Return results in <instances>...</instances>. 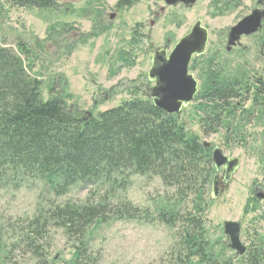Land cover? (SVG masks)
<instances>
[{"label": "rangeland", "instance_id": "obj_1", "mask_svg": "<svg viewBox=\"0 0 264 264\" xmlns=\"http://www.w3.org/2000/svg\"><path fill=\"white\" fill-rule=\"evenodd\" d=\"M133 1L129 8H117L118 0H58L57 7L37 8L0 0V45L18 55L27 75L39 81L42 100L59 98L68 111L81 116L133 97L145 98V88L152 85L146 74L153 51L161 47L170 51L199 17L208 30L207 46L189 64L198 89L209 64L249 84L264 77L259 54L262 29L254 36H242L226 50L230 27L264 0H198L188 8L165 6L162 0ZM113 12L116 16L110 20ZM252 94L209 134L201 126L199 101L193 100L179 113L201 142L239 159L230 183L214 200L208 199L211 165L200 201L208 204H203L201 213L195 211L194 190L179 193L158 176L135 174L125 189L107 196L114 205L129 202L131 212L137 210L134 216L126 214L121 204L110 205L105 220L91 223L82 236L50 221L33 243L38 247L33 252L22 241L29 220L47 215L54 205L95 203L106 193L78 183L56 195L42 179L27 178L16 187L17 181L9 182L0 187V264H72L76 249L83 253L78 264H175L185 254L183 216L188 213L201 218L217 264H246V255L237 257L226 246L222 224L241 223V242L249 246L258 236L264 251V199L253 194L254 187L255 193H264V116L253 106ZM171 209L179 213L174 224L160 221L159 212Z\"/></svg>", "mask_w": 264, "mask_h": 264}, {"label": "trees", "instance_id": "obj_2", "mask_svg": "<svg viewBox=\"0 0 264 264\" xmlns=\"http://www.w3.org/2000/svg\"><path fill=\"white\" fill-rule=\"evenodd\" d=\"M4 1L20 7L59 5L58 0ZM134 3L118 0L117 8H129ZM262 43L264 51V40ZM250 92L253 106L264 116V77H255L249 84L209 64L194 98L199 101L204 132H213L223 118L234 115ZM210 150L201 146L199 137L179 114L168 115L158 109L146 93L145 98L133 97L83 116L68 111L59 98L42 100L39 81L27 75L18 55L0 45V187L15 181L14 186H20L22 180L35 178L49 184L56 195L67 193L78 183L106 193L95 203L75 205L67 201L54 205L47 215L29 220L22 241L33 252L38 248L33 243L50 221L80 236L94 221H104L106 207L114 205L107 196L125 189L135 174L158 176L179 193L194 190L198 195L195 211L201 213V197L213 171ZM118 204L123 205L126 214H136V209L131 212L129 202L121 200L114 206ZM178 214L173 209L161 210L158 218L173 225ZM183 219L187 227L185 254L175 264H217L218 255L205 237L201 218L188 213ZM256 241L243 254L246 264L264 263V251ZM76 250L72 264L83 258L82 249Z\"/></svg>", "mask_w": 264, "mask_h": 264}, {"label": "water", "instance_id": "obj_3", "mask_svg": "<svg viewBox=\"0 0 264 264\" xmlns=\"http://www.w3.org/2000/svg\"><path fill=\"white\" fill-rule=\"evenodd\" d=\"M165 6L183 5L188 8L195 5L198 0H162ZM116 12L109 14L113 20ZM264 20V2L262 9H253L248 15L230 27L227 33L226 50L235 46L242 36H250L262 29ZM208 41V30L202 25L199 17L190 30L182 36L169 51L167 47L157 48L153 51L151 65L146 74V79L152 85L145 88L147 97L153 105L168 115L179 114L183 107L191 103L198 92V82L189 72V64L194 56L204 54ZM90 114V113H87ZM201 146L211 149V160L214 167L210 199H216L230 183L232 176L239 167V159L228 157L218 146L202 141ZM223 168L220 177L218 171ZM259 198H264V193H258ZM205 206V205H204ZM241 223L237 221H224L222 234L226 236V246L242 256L246 252V245L240 240Z\"/></svg>", "mask_w": 264, "mask_h": 264}, {"label": "flooded vegetation", "instance_id": "obj_4", "mask_svg": "<svg viewBox=\"0 0 264 264\" xmlns=\"http://www.w3.org/2000/svg\"><path fill=\"white\" fill-rule=\"evenodd\" d=\"M263 2L264 1H259V6L257 7V8H260V9H262L263 8ZM253 9H255V8H253ZM252 9V10H253ZM251 10V11H252ZM263 27H264V20L262 21V35H261V42H263V40H264V31H263ZM258 33V32H257ZM256 33V34H257ZM255 35V34H254ZM254 35H250V36H254ZM263 43L261 44L260 43V46H259V54H260V56L264 59V51H263ZM210 152H211V150H210ZM212 161V160H211ZM222 173H223V168L222 169H220L219 171H218V175H219V180H218V182H219V187H220V185H221V183H220V177H221V175H222ZM214 174H215V171H214V173L212 174V177H211V179H210V190H209V194H208V199L209 200H211L210 199V193H211V186H212V180H213V177H214ZM228 186V185H227ZM225 189V188H224ZM224 189H222L221 188V192L224 190ZM257 189V187H254V189H253V194H255V196L257 197V198H259L258 197V193H260V192H258V190H257V192L255 193V190ZM260 191V190H259ZM220 192V193H221ZM254 196V197H255ZM255 197V198H256ZM260 199H264V198H260ZM203 204L205 205L204 207H206L207 206V204H208V201H205V202H203ZM256 238L258 239V241H256V246H258L259 248H261V249H263L262 248V241L258 238V236H256ZM247 248L246 249H248V246H246Z\"/></svg>", "mask_w": 264, "mask_h": 264}]
</instances>
